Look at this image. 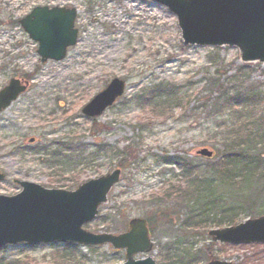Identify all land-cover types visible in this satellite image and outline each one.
<instances>
[{
    "label": "rangeland",
    "instance_id": "374dc122",
    "mask_svg": "<svg viewBox=\"0 0 264 264\" xmlns=\"http://www.w3.org/2000/svg\"><path fill=\"white\" fill-rule=\"evenodd\" d=\"M45 4L78 9V42L61 61L43 62L38 42L20 24L33 7ZM221 64L220 73H227L220 82L232 93L239 84L228 76L243 64L238 49L184 44L176 15L153 0H0V89L13 77L30 81L28 90L0 112V171L7 175L0 193L21 191L15 179L74 189L120 167V181L98 216L85 224L88 230L122 232L131 218L143 217L151 220L155 246L137 257L151 255L159 264L164 259L169 264L211 259L264 264V243L231 244L209 234L243 206L241 193L259 194L256 216L264 215L263 180L237 191L211 167L219 157L198 155L204 147L216 151L217 134L238 116L264 121V64L248 63L243 88L253 113L241 106L222 110L211 101L218 92L209 80L219 75L215 70ZM115 77L125 81V94L101 116H85L83 106ZM154 100L169 102L158 106ZM259 152L264 164V148ZM188 172L219 205L218 216L210 215L204 227L192 215L200 206L189 194L194 184H187ZM178 187L189 192L165 197ZM237 211L233 225L252 217ZM125 259V250L110 244L0 247V264H119Z\"/></svg>",
    "mask_w": 264,
    "mask_h": 264
},
{
    "label": "water",
    "instance_id": "95a60500",
    "mask_svg": "<svg viewBox=\"0 0 264 264\" xmlns=\"http://www.w3.org/2000/svg\"><path fill=\"white\" fill-rule=\"evenodd\" d=\"M168 7L178 19L186 45L235 47L243 63L264 64V0H154ZM76 7L36 5L20 19L31 39L38 42L42 61L63 60L68 48L78 42ZM29 81L11 78L0 90V111L9 107L28 88ZM125 81L115 77L82 108L89 117L100 116L125 92ZM211 157L213 151H199ZM116 168L91 178L76 189L51 188L40 183L15 179L21 191L0 193V246L51 242L101 246L107 243L125 249L120 264H158L153 256L136 258L153 250L154 241L146 218L135 217L121 233L92 232L84 225L93 220L108 194L120 180ZM6 173L0 171V182ZM213 240L231 244L264 243V215L224 228L210 230ZM208 264H236L213 259Z\"/></svg>",
    "mask_w": 264,
    "mask_h": 264
},
{
    "label": "trees",
    "instance_id": "16d2710c",
    "mask_svg": "<svg viewBox=\"0 0 264 264\" xmlns=\"http://www.w3.org/2000/svg\"><path fill=\"white\" fill-rule=\"evenodd\" d=\"M223 67L225 66L222 64L216 65L217 69L215 72L219 75L209 80V84L213 86L212 88L214 92H218V95L213 97L211 101L214 102L216 107H222V110H227L229 107L237 108L241 106L242 108L249 107V111L253 113L254 111L252 109H254V107L251 108V102L248 98L249 93H247L246 89L243 88L245 84L244 82H247L249 79L248 72L251 69V65L240 64L236 67L235 73L231 76H228V80H232V82L239 84V87L236 88L232 93H229V86L226 88L225 84L220 82L221 76L227 73L226 70L223 73H220V69ZM171 95L172 93L169 96ZM168 102L169 100L162 102H160V100H154L152 104L163 106ZM248 115L251 114H247L246 120L244 121H242V117L238 116L235 119L236 122L234 121V124L231 128L217 134V137H220L221 146L216 149L213 157H219V160L217 164H211V167L214 169L217 168V174L220 176L221 181L232 188H236L237 191L241 190L239 188L242 184H250L251 182L254 183V181L258 182L260 180L264 181V164L262 162L263 158L259 152V150L264 148V129L260 127L261 123H264V121H261L259 117L255 118L256 116L250 117ZM232 119L234 120V118ZM67 161L71 162L72 160L69 159ZM69 162L68 165H71ZM187 176L189 179L187 184H194L192 186V191L189 192L188 188L186 187L172 188L165 194V197L171 198L172 193L175 192L179 193L177 196H183L182 192H189L190 195L192 193L195 196V206H200V212L193 213L192 215L197 219L198 225L204 227L207 225L210 215L214 217L218 216V214L215 213L219 205L211 197L206 196L207 192L204 189V185H201L197 181L195 182L193 178L194 175L192 173L188 172ZM57 182L60 184L59 181ZM63 185H69L72 187L73 184L66 183ZM241 194L240 202L243 204V206L237 209L248 211L249 216H256V214H258L256 209L260 200L259 194L252 193L248 196H243V193ZM237 209L233 210L231 213L226 212L230 214L228 217L229 220L226 222L219 221L217 224L222 226L228 222L229 225H232L236 214L238 213ZM204 216H207V219ZM200 219L204 220H201L202 222H200ZM151 231L153 233V228H151ZM163 261L164 264H169L166 259Z\"/></svg>",
    "mask_w": 264,
    "mask_h": 264
}]
</instances>
